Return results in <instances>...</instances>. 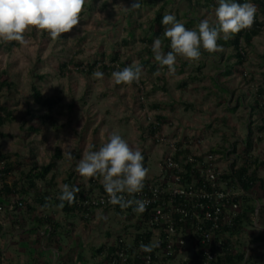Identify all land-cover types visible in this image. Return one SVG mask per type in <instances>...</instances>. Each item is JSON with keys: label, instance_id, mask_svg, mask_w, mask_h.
I'll return each instance as SVG.
<instances>
[{"label": "rangeland", "instance_id": "obj_1", "mask_svg": "<svg viewBox=\"0 0 264 264\" xmlns=\"http://www.w3.org/2000/svg\"><path fill=\"white\" fill-rule=\"evenodd\" d=\"M121 3L130 6L132 0H86L80 24L56 40L36 29L25 33L27 46L0 40L1 77L14 82L10 90H2L0 100L15 114L13 121L0 126L5 134L0 138V147L10 160L20 164L14 176L19 177L22 170L33 165L49 162L58 146L62 158L55 161V168L45 180L36 181L39 190L48 189L59 195L62 186L73 180L86 187L89 178L81 177L75 171L76 165L88 145L93 146V151L98 150L112 133L139 148L148 175L158 171V161L175 137L190 139L191 150L200 153L232 148V144L238 153L249 138L251 153L264 158V130H258L264 125V112L255 104L257 89H264V26L249 45L242 42L245 56L241 62L231 45L219 44L222 52L201 49L198 61L177 56L176 71L170 74L166 66L161 68L154 59L155 39L151 44L141 39L149 34V21L156 9L175 14L183 24L193 20L191 27L186 28L193 30L205 18L216 26L218 0L209 7L201 6L198 0H139L140 8L127 12L116 7ZM161 40L162 51L167 54L171 51L170 39ZM142 59L149 60L154 69L142 66ZM93 62L96 65L88 71L86 66ZM134 62L142 66V75L139 83L131 85H115L111 74L117 70L102 67L122 70V63L127 67ZM62 63L67 64L65 68ZM97 70L104 73L102 79L93 76ZM32 86L38 87L43 96L60 97L52 110L54 124L40 123L37 116L44 110L33 101ZM158 116L162 119L157 120ZM156 122L160 123L158 134L166 140L157 142L156 133L150 132ZM31 123L40 126V131L29 132L26 128ZM258 174L264 175V169H258ZM101 180L98 177V183ZM59 208L55 214L60 213ZM97 225L100 233L106 227L107 236L111 237L116 236L117 230L126 229L118 212L112 211ZM92 244L95 242H89L87 249ZM261 262L264 264V258Z\"/></svg>", "mask_w": 264, "mask_h": 264}, {"label": "built area", "instance_id": "obj_2", "mask_svg": "<svg viewBox=\"0 0 264 264\" xmlns=\"http://www.w3.org/2000/svg\"><path fill=\"white\" fill-rule=\"evenodd\" d=\"M155 138L157 142L166 140L159 134ZM191 146L190 139H171L168 150L158 161V171L147 175L142 192L122 194L126 200L144 199L149 203L142 214L133 212L135 205L117 211L123 222L128 226L133 225L135 229L114 238L111 244L114 252H100L101 257L107 256L109 264L215 262L213 246L221 250L223 242L212 238L220 224L231 225L240 212L242 189L238 185L234 187L228 184L229 174L240 165L239 157L228 146L224 150L220 148L221 151L209 150L204 153L192 151ZM86 190L87 194L77 202L83 219H90L100 209L116 212L117 205L109 203L106 191L98 187ZM149 233L147 242L143 237ZM196 242L202 246H196ZM141 244H158V247L146 253L141 250ZM190 248H193L191 257Z\"/></svg>", "mask_w": 264, "mask_h": 264}, {"label": "clouds", "instance_id": "obj_3", "mask_svg": "<svg viewBox=\"0 0 264 264\" xmlns=\"http://www.w3.org/2000/svg\"><path fill=\"white\" fill-rule=\"evenodd\" d=\"M85 2L86 0H0V40L15 41L27 46L29 41L25 38V33L31 29L47 32L52 40H56L80 24ZM218 5L215 8L216 26H212L205 18L193 30L186 29L175 14H164L162 24L170 25L165 28L164 37L170 39L171 51L167 54L162 51L160 38H156L152 45L154 59L161 68L166 66L168 72L174 74L177 56L198 61L201 49L208 53L222 52V45L217 43L219 39L228 40L232 34L253 25L257 13L255 4L218 0ZM140 6L139 0H132L130 6L116 4V7L126 12L139 9ZM141 75L142 66L139 62H134L122 70L113 71L111 78L115 85H131L133 82L139 83ZM93 76L102 79L104 73L97 70ZM92 148V145L85 148L75 171L84 178L102 177L101 183L108 194L109 203L119 205L122 209L135 205L133 212H145L149 201L126 200L122 195L140 193L144 188L148 169L144 167V157L139 148L131 147L116 133L110 134L98 150L93 151ZM69 156L71 158V154ZM78 192L79 188L64 184L58 197L61 201L58 206L62 208L64 201L74 203ZM154 247H158V244L140 245L141 250L146 253L152 252Z\"/></svg>", "mask_w": 264, "mask_h": 264}, {"label": "trees", "instance_id": "obj_4", "mask_svg": "<svg viewBox=\"0 0 264 264\" xmlns=\"http://www.w3.org/2000/svg\"><path fill=\"white\" fill-rule=\"evenodd\" d=\"M198 1L201 6L205 7L214 6L217 4V0ZM233 2L240 4L251 2L257 7L256 17L251 28L242 29L240 32L232 34L231 38L228 40H224L223 38H221L217 41L218 44H226L228 46L231 45L236 51V57L238 58V61L241 62L245 56V50L241 46L242 42L245 45H249L252 38L257 35L260 32L262 26H264V0H233ZM164 14L165 12L162 10V8H157L154 17L149 21V34L141 38L143 41L147 42V44H151L153 42V39L156 38L169 40L168 38L164 37L165 28L170 27V25L165 26L162 24V18ZM260 15L262 18H259ZM192 24L193 20H190L185 22L184 26L186 28H190ZM125 41L127 42V40ZM116 59L117 57H112V60ZM152 64H155V62H153ZM66 65V63H62L63 68H65ZM95 65L96 62L87 65V70L92 71ZM122 65L123 67H125V63H122ZM141 65L149 66L152 70L155 67L154 65H150L149 60L147 59H142ZM201 66L202 64L197 66L196 69L200 71ZM83 67L85 68V66ZM102 67L106 70H121L120 68L115 67L109 68V66L107 65H103ZM63 68H61V70H63ZM226 71V73H229L228 70ZM12 86H14V82L8 80L7 78H2L0 74V97L1 92L4 88L10 90ZM262 94H264V89L258 88V98L256 99L255 104L256 106H260V110L264 112V98H262V96L264 95ZM31 95L33 101L44 110L42 114L37 116L40 120V123L43 124L46 123V121H49V123L54 124L55 118L52 115V110L59 103L60 97L57 95L43 96L36 86L31 87ZM261 98L262 100L261 102H259ZM72 106V103L68 105L69 108H72ZM14 119L15 114L13 110L4 105L0 100V126L13 121ZM156 119L161 120L162 117L158 116L156 117ZM159 124V122H156V124L151 125L152 127L150 129V132L152 134H158L157 130L160 128ZM26 129L29 132L37 133L40 131V126H36L35 124L31 123L27 126ZM258 130H264V125L259 126ZM3 136H5V134L0 130V138ZM251 147L252 141L247 138L246 141H244L240 152H238L237 154V157H239L240 165L238 168L231 171V174H229V186L235 187L236 185H238L242 189V194L239 196V199L241 200V207L239 215L234 219L233 223L231 225L220 224L219 230L216 231L215 235L212 238L214 241L223 242V248L221 250L215 249V246H213L214 252L216 254V260L213 264H262L261 260L262 258H264V253H262L264 252V175L258 174V169H264V158H259L258 156L253 155L251 153ZM222 149L224 150V148ZM232 149H235V146L233 144ZM183 150H185V152L188 151L187 149ZM215 151H221V149H216ZM61 158V149L56 146L49 162L40 166L33 165L29 169L22 170L19 177H15L14 170L18 169L20 164L17 161L10 160L9 155L3 152L0 147V205L4 208H8V206H13L14 209L24 208L30 213L35 209L34 205L31 204V201H29L28 198V195H30L32 191L35 196H38L40 194L39 192H43L39 196V199L35 198V202L39 203L42 207L47 206L50 202L57 206L60 205L61 201L58 199V197L61 193H59V195H55L48 189L40 191L36 181L45 180L48 172L55 168V161ZM186 169L189 170L190 167H186ZM53 175L48 180V183L50 184L52 182ZM97 180L98 177L89 178L88 187H98L101 191H105L102 183H98ZM69 186L79 188V192L76 193L74 203L69 204L67 201L63 202L64 206L60 208L65 214L74 211L79 212L80 209L78 208L77 202L80 198L87 194V190H85L86 188L83 187V184L80 182H76L75 180L70 181ZM18 202H20V204ZM119 208L121 209V207L117 205L116 212L120 211ZM81 217L83 218L82 215ZM38 218L39 217H37V215L35 214L34 219ZM39 221L41 220L39 219ZM63 227L64 225L61 222L52 221L51 219L49 234L52 242L55 243L57 248H59L58 250L60 264H78L76 263V258L78 257L75 250L71 252H60V249L62 250V247L60 246V244H57L60 237L58 231ZM143 238L147 242H149L150 233ZM196 246L201 247L202 245L199 242H196ZM103 250L112 253L114 252L115 248L112 245L106 246L105 244H103L92 250V256L99 254ZM3 257L4 256H2V254L0 253V264H4ZM193 259H195V257H193ZM31 262L32 264L39 263V256H33ZM49 263L50 260L47 259L42 261V264ZM100 264H109V262H107V256L103 257V259L100 261ZM136 264H138V262H136ZM182 264L188 263L183 262Z\"/></svg>", "mask_w": 264, "mask_h": 264}, {"label": "crops", "instance_id": "obj_5", "mask_svg": "<svg viewBox=\"0 0 264 264\" xmlns=\"http://www.w3.org/2000/svg\"><path fill=\"white\" fill-rule=\"evenodd\" d=\"M88 186L89 183L85 188H89ZM39 193L38 196H35L32 191L28 195L29 201L35 207L34 211H32L33 213H29L24 208L14 209L13 206H8V208L2 206L0 210V253L4 256L3 262H6V264H32L33 256H39L40 262L37 264H42V261L45 259L50 260L49 264H58L59 248L52 242L49 234L51 219L64 225L58 231L60 237L58 243L56 242L62 247L60 252L75 250L78 257L76 258V263L78 264H100L103 257H101L100 253L92 256V250L103 244L109 246L120 233L126 231L127 234L135 229L132 225L129 226V231H127L129 224H126V229L117 230L116 236H107L106 227H104L105 231L100 233L97 229V223L101 217L107 218L108 212L112 210H96L90 219H83L79 212L74 211L65 214L59 206L51 202L47 206L42 207L39 203L35 202V198L39 199V196L43 192ZM51 205L55 207L53 208ZM56 208H59L60 213L55 214ZM35 214L39 217L38 219H34ZM85 224L87 231L85 230L86 228L84 229ZM89 242H95V244H92L87 249ZM87 251H89L90 255H87Z\"/></svg>", "mask_w": 264, "mask_h": 264}, {"label": "water", "instance_id": "obj_6", "mask_svg": "<svg viewBox=\"0 0 264 264\" xmlns=\"http://www.w3.org/2000/svg\"><path fill=\"white\" fill-rule=\"evenodd\" d=\"M192 252H193V248H190V250H189V257H191Z\"/></svg>", "mask_w": 264, "mask_h": 264}]
</instances>
